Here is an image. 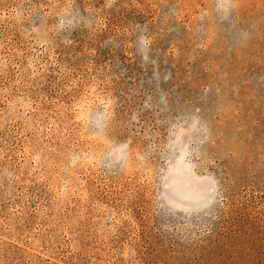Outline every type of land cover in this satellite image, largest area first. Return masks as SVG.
<instances>
[{
  "label": "rangeland",
  "instance_id": "obj_1",
  "mask_svg": "<svg viewBox=\"0 0 264 264\" xmlns=\"http://www.w3.org/2000/svg\"><path fill=\"white\" fill-rule=\"evenodd\" d=\"M0 264H264V0H0Z\"/></svg>",
  "mask_w": 264,
  "mask_h": 264
}]
</instances>
